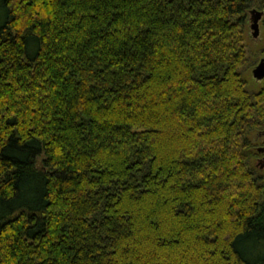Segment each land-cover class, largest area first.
Here are the masks:
<instances>
[{
	"label": "trees",
	"instance_id": "obj_1",
	"mask_svg": "<svg viewBox=\"0 0 264 264\" xmlns=\"http://www.w3.org/2000/svg\"><path fill=\"white\" fill-rule=\"evenodd\" d=\"M255 4L0 0V264H264Z\"/></svg>",
	"mask_w": 264,
	"mask_h": 264
},
{
	"label": "rangeland",
	"instance_id": "obj_2",
	"mask_svg": "<svg viewBox=\"0 0 264 264\" xmlns=\"http://www.w3.org/2000/svg\"><path fill=\"white\" fill-rule=\"evenodd\" d=\"M257 8L260 10H264V8L259 7L257 4L254 6L248 7L244 12V21H245V41L247 44V49L249 51V55L251 60L253 61L245 70L244 76L247 78L249 82V87L252 89L260 88L264 79L258 80L253 75V68L257 65L262 57H264V51H262L264 47V17L260 19V31L258 36L253 35V29L251 28L252 22V14L251 9ZM252 141L254 142V149L257 151V155L252 158V164L256 167L257 171L262 175L264 180V151L260 150L262 146H264V132L262 131H253L250 134Z\"/></svg>",
	"mask_w": 264,
	"mask_h": 264
},
{
	"label": "water",
	"instance_id": "obj_3",
	"mask_svg": "<svg viewBox=\"0 0 264 264\" xmlns=\"http://www.w3.org/2000/svg\"><path fill=\"white\" fill-rule=\"evenodd\" d=\"M251 14H252L251 28L253 29V35L258 36L260 31L259 21L262 17L263 10L252 8ZM252 72L254 77L257 78L258 80L264 79V57L260 59L257 65L253 68ZM260 150L264 151V148L261 147Z\"/></svg>",
	"mask_w": 264,
	"mask_h": 264
},
{
	"label": "flooded vegetation",
	"instance_id": "obj_4",
	"mask_svg": "<svg viewBox=\"0 0 264 264\" xmlns=\"http://www.w3.org/2000/svg\"><path fill=\"white\" fill-rule=\"evenodd\" d=\"M264 17V10H263V14H262V17H261V19ZM259 27H260V21H259Z\"/></svg>",
	"mask_w": 264,
	"mask_h": 264
}]
</instances>
